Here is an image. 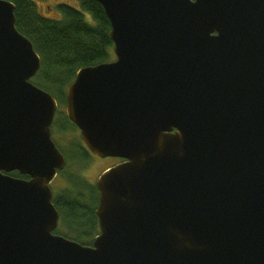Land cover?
<instances>
[{"label":"water","instance_id":"1","mask_svg":"<svg viewBox=\"0 0 264 264\" xmlns=\"http://www.w3.org/2000/svg\"><path fill=\"white\" fill-rule=\"evenodd\" d=\"M93 1L116 59L77 73L66 114L125 162L96 182L87 246L54 233L58 102L0 0V264H264V0Z\"/></svg>","mask_w":264,"mask_h":264},{"label":"trees","instance_id":"2","mask_svg":"<svg viewBox=\"0 0 264 264\" xmlns=\"http://www.w3.org/2000/svg\"><path fill=\"white\" fill-rule=\"evenodd\" d=\"M6 1L15 4L17 29L33 43L41 57L42 68L33 79L34 84L52 94L61 105L66 104V90L81 69L115 60L112 26L100 3L77 0L80 9L59 4L61 18L51 20L39 14L34 0ZM85 13L93 17L94 26L87 23ZM56 125L64 132L75 127L64 113H59ZM74 148L75 153L70 157L73 164H88L90 157L80 143H75ZM69 180L71 186L54 201L69 230V236L63 235L91 246L99 234L96 216L99 192L77 176Z\"/></svg>","mask_w":264,"mask_h":264},{"label":"rangeland","instance_id":"3","mask_svg":"<svg viewBox=\"0 0 264 264\" xmlns=\"http://www.w3.org/2000/svg\"><path fill=\"white\" fill-rule=\"evenodd\" d=\"M34 2L37 5L39 14L42 17L47 18V19H51V20L61 18V15L59 14V12L57 10V6L59 4H66V5L72 6L76 9H80V6H79V3L77 0H34ZM84 16H85V20L87 21V23H89L92 26L95 25L94 19L90 14L85 13ZM59 110L64 112L65 106L60 105ZM58 119H59V116H57L56 120L58 121ZM53 129L55 132L54 138H53L54 142L56 144L58 142V145H59V141L61 142L60 146L62 145V147H64V151H63L64 153L63 154H65L67 162L69 160L66 172L64 173L63 177H66V179H69V177H71V176H77L78 178H81L84 182H86L90 185L91 184L95 185V181L98 178V176L100 175V173L104 169L112 166L114 161L105 160V161L97 162L93 158L90 157V161L88 164H83V163H78V162L76 164H73L72 160H70V154H71V156L74 154L72 146H74L75 143L80 142V138H79L80 135L77 134L76 130L73 128H70V130H68L63 135L60 133H57V125L56 124H55ZM58 136H59V138H58ZM62 147H60V148H62ZM70 147H71V150H70ZM108 159H111V158H108ZM95 162H97V163L94 164ZM64 186H65V183H63L62 181H57V182L54 181L51 184V188H52L54 194L56 193L55 195H57V193H60V192L61 193L65 192L66 189L65 190L63 189ZM58 230L61 234H64L65 236H67V235L69 236V230L67 228H65V226L62 222V219H60V225H59Z\"/></svg>","mask_w":264,"mask_h":264},{"label":"flooded vegetation","instance_id":"4","mask_svg":"<svg viewBox=\"0 0 264 264\" xmlns=\"http://www.w3.org/2000/svg\"><path fill=\"white\" fill-rule=\"evenodd\" d=\"M59 109H58V111H57V114H56V117H55V120H56V118H57V116H58V113H59ZM64 114H65V116L67 117V115H66V113H65V111L63 112ZM54 126H55V121H54V124H53V128H54ZM73 129H75L76 130V132H77V134H79L80 135V142H78V143H80V146L88 153V155H89V157H91V158H93L95 161H97V162H101V161H105V160H112V161H114V163L112 164V166H110L109 168H106V169H104L101 173H100V175L103 173V172H105L106 170H108V169H110L111 167H113V166H115V165H117V164H120V163H122V162H125L123 159H119V158H111V159H103V158H100V157H98V156H96L95 154H93L90 150H88L86 147H85V145L82 143V141H81V132H80V130L77 128V127H74ZM54 129H53V134H52V137L54 138ZM57 133H60V134H65L66 132H64L63 130H62V127H60V126H57ZM77 137V136H76ZM58 138H59V136H58ZM79 140V139H78ZM59 141V140H58ZM60 141H59V145H58V142H57V146H58V148L61 150V152L62 153H64L63 151H64V147H62V145L60 146ZM60 147H62V148H60ZM73 147V153H75V144H74V146H72ZM70 150H71V147H70ZM65 155V154H64ZM97 162H95L94 164H96ZM63 173H65V172H61V173H59L58 174V176H57V178L55 179V182H57V181H62L63 183H65V186H64V190L69 186V183H68V181L66 180V178L65 177H63ZM99 175V176H100ZM11 176H13V177H16V178H20V175L18 174V173H12L11 174ZM98 176V177H99ZM63 177V178H62ZM97 180V179H96ZM96 182V181H95ZM62 189V190H63ZM61 193V192H60ZM60 193H57V195H55L54 194V201L56 202L57 201V198L61 195ZM56 205V204H55ZM55 234H58V229H57V231L55 232Z\"/></svg>","mask_w":264,"mask_h":264}]
</instances>
